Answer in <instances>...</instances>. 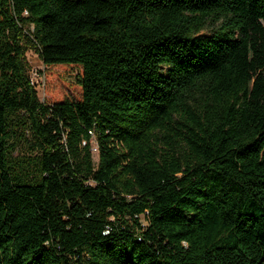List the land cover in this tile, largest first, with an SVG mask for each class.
Listing matches in <instances>:
<instances>
[{"label": "trees", "instance_id": "1", "mask_svg": "<svg viewBox=\"0 0 264 264\" xmlns=\"http://www.w3.org/2000/svg\"><path fill=\"white\" fill-rule=\"evenodd\" d=\"M0 264H264V0H0Z\"/></svg>", "mask_w": 264, "mask_h": 264}, {"label": "rangeland", "instance_id": "2", "mask_svg": "<svg viewBox=\"0 0 264 264\" xmlns=\"http://www.w3.org/2000/svg\"><path fill=\"white\" fill-rule=\"evenodd\" d=\"M207 32V31H205ZM26 59L30 66L32 80L35 83L39 98L42 102L54 103L66 99L79 100L81 98V88L76 82L81 69L78 67H49L46 68L39 59L36 48L27 43ZM37 73V75H35ZM47 74V75H46ZM48 76V83L45 82ZM31 140V136L29 137ZM28 145L23 143L14 153V157L22 158L29 156ZM93 159L98 163V151L96 142L93 140ZM143 224L145 222L143 221Z\"/></svg>", "mask_w": 264, "mask_h": 264}, {"label": "built area", "instance_id": "3", "mask_svg": "<svg viewBox=\"0 0 264 264\" xmlns=\"http://www.w3.org/2000/svg\"><path fill=\"white\" fill-rule=\"evenodd\" d=\"M35 75H37V73H35ZM31 81H32V84L35 86V83H34V81L32 80V77H31Z\"/></svg>", "mask_w": 264, "mask_h": 264}]
</instances>
